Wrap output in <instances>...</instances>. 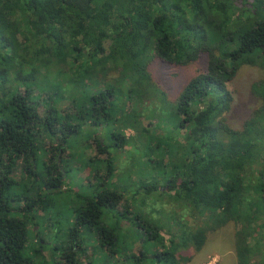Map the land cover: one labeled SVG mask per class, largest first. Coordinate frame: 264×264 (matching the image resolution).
<instances>
[{"label":"trees","instance_id":"16d2710c","mask_svg":"<svg viewBox=\"0 0 264 264\" xmlns=\"http://www.w3.org/2000/svg\"><path fill=\"white\" fill-rule=\"evenodd\" d=\"M259 56H264V0L244 4L236 0H0V264L46 260L41 240L34 249L28 248L31 227L39 226L35 210L41 194L36 196V179L43 190L64 186L67 171L62 154L72 149L70 139L82 132L93 139L98 154L110 157L107 178L83 199L65 245L53 248L64 259L55 264H85L80 256L88 250L81 230L94 225L96 242L111 255L117 254L119 242L135 225L145 238L137 264L187 263L211 240V233L225 230L233 237L230 249L237 264H264L263 255L253 249L257 239L243 229L250 218L258 217V193L264 205V92L259 90L264 80L252 85L262 106L254 108L240 127L231 123L236 95L230 88L244 65L259 64ZM201 61L204 68L173 101L150 70L158 62L189 67ZM116 70L120 75L111 79L115 84L91 95L87 110L68 114L55 107L86 88L88 75L97 72L104 80ZM137 86L152 93L155 116L160 105L171 106L166 116L158 118L175 136L183 133L185 151L178 158L181 170L174 174L180 176L179 183L171 177L164 186L141 187L144 196L152 199L145 206L110 186L116 172L110 151L113 146H128L125 129L140 122L143 134L151 131L142 126L138 103L126 114L134 118L125 127L111 130L112 144L105 141L110 98L126 93L131 97ZM45 92V97L40 95ZM42 105L47 106L43 115ZM58 136L61 142L56 144ZM46 138L49 148L42 147ZM42 149L48 157L43 177L36 166ZM152 154L143 158L159 168V157ZM18 170L23 175L20 181L15 178ZM172 191L194 203L201 223L194 230L182 226V221L174 227L167 224L171 231L166 245L160 220L146 207L153 209ZM122 204L126 207L120 211ZM145 212L153 220L150 230L142 225ZM147 245L157 246V252L150 256ZM124 257L130 259L123 255L117 264H125Z\"/></svg>","mask_w":264,"mask_h":264},{"label":"rangeland","instance_id":"374dc122","mask_svg":"<svg viewBox=\"0 0 264 264\" xmlns=\"http://www.w3.org/2000/svg\"><path fill=\"white\" fill-rule=\"evenodd\" d=\"M236 2L244 4L252 3L253 0H236ZM257 61L259 62L258 65H244L239 72L235 84L230 85L231 90L236 95V106H234L235 108L231 113V123L234 127L243 125L253 109L262 106L263 101L253 93L252 85L253 83L264 80V56H259ZM201 68H204L203 61L189 67L171 66L158 62L150 70L153 72L154 81H157L159 85L164 87L170 101H173L177 98L189 79ZM119 75L120 73L116 70L111 72L109 77L101 80L99 73L96 72L93 76L90 74L84 79L86 84V88L84 89L88 95L84 93V89L79 90L73 96H69L66 102L57 103L55 107L64 109L65 113L68 114H75L79 109L87 110L90 106L89 97L106 90L110 84L114 85L115 83H112L111 79H116ZM139 87L137 86L135 88L131 97L126 93L116 94L113 98H110V101H112L110 105L111 120L108 125L109 127H106L105 141L107 144H112V137H110L111 130H119L121 127H125V124L129 123L128 120L134 118V115L128 117L126 114L131 112L137 103L142 107V110L141 108L137 110L141 113L140 116H142V126L149 127L151 131L149 135L143 134L140 129V122L136 123L134 127L125 129L130 143L125 148L119 149L113 146L111 149V157L115 159L114 166L116 172L112 182H107L110 183L113 189L128 193L135 202L138 200L139 203L143 202V206H145V202L149 199L150 205L152 199L144 196L145 194L141 191V187L155 183L164 186L173 177L176 184L179 183L180 176H175L174 174L176 171L181 170L178 164V158L180 157L182 159L185 156V151L182 140L183 133L180 132L175 136L173 130L170 131L167 125L165 127L163 121L158 118V116H166L171 106L166 103H164L166 104L164 107L160 105L158 116H155L151 111L154 105L153 101H155L152 98V93L146 91L144 87L141 89ZM259 90L260 93H263L264 87ZM37 93L39 92L36 91ZM47 93H40V95H44L45 97ZM156 102L158 104L162 103L160 95H157ZM46 107L45 105L41 106V115L45 113ZM132 122L134 124L135 121L132 120ZM88 125L89 122L86 120L83 128L86 129ZM148 139L150 141H146ZM43 141L44 144L42 147L49 148V138ZM60 142L61 137L58 136L56 144ZM89 143L91 144L88 145ZM93 143V139H89L88 135L84 132L70 139L69 145L72 146V149L64 151L61 159V163L67 171L66 180L61 189L43 190V188L39 187L41 184L40 179H36V196L38 193L41 194V197H39V200H41H38L39 202L35 210L36 221L39 226L33 225L31 227L33 233L30 232L29 234L28 248L32 246L31 248L34 249L36 242L41 240L44 246L42 255L46 259L42 261V264L64 262L63 258H60L59 255L54 253L53 248L56 246L62 248L65 245V242L71 237L70 233L75 225L77 210L82 207L83 199L91 196L94 190L99 187L98 182L103 183L105 181L102 180L107 178L105 167L106 160L110 157L108 155L98 154L96 145ZM173 149L179 150L172 153ZM146 153H153L154 158L156 157L155 155L159 157V168L144 160L143 157ZM47 158L45 150L42 149L36 160L37 170L42 177L45 169L44 162ZM161 158L164 161V167ZM262 158L264 161V156ZM15 178L19 181L23 178L20 170L16 171ZM139 187L140 193L137 191ZM256 199L257 207L259 208L258 217L250 218L246 227L243 226V229L252 238L257 239L258 244L253 249L256 253L263 255L261 259L264 261V205L261 202L260 193L256 195ZM125 207L122 204L119 208L120 211H123ZM146 211L152 217H155L156 220H160L161 225L159 228L162 231L160 233L166 245H169L170 234L168 231H171L169 227L178 226L180 222L177 221H182V226L191 230H194L201 223L194 203L188 198L179 197L175 191L161 197L159 203L153 209L147 206ZM136 212L134 210V214ZM148 212H145V215ZM150 214L144 216L145 218L142 221L144 229L147 230L154 227ZM103 223L105 222L103 221ZM134 226L130 228L128 233H125L124 238L126 240L119 242L118 247L122 252L121 256L119 255L120 250H118L119 252L117 251L116 255H111L99 246V242H96L98 239L97 226L82 228L81 238L83 247L88 252L85 256H80L81 261L85 264H117V262L122 261L123 255H129L130 259H125L124 257L125 264H137L136 258L141 248H143L142 240L145 238L142 237L138 228ZM210 235L212 236L211 240L206 242L200 253L193 260L183 264H237L235 251L230 249L233 243L230 230L228 232L226 230L221 231L218 234L211 233ZM146 250L152 256L157 252L158 248L154 245L152 247L148 246ZM189 250H192L191 247ZM41 256L38 258L40 259Z\"/></svg>","mask_w":264,"mask_h":264}]
</instances>
